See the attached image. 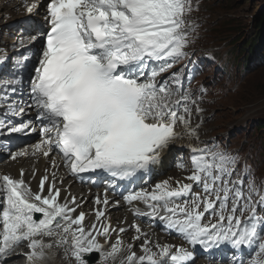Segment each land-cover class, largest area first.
Wrapping results in <instances>:
<instances>
[{"label": "snow or ice", "instance_id": "6c2138e0", "mask_svg": "<svg viewBox=\"0 0 264 264\" xmlns=\"http://www.w3.org/2000/svg\"><path fill=\"white\" fill-rule=\"evenodd\" d=\"M46 7V33L32 21L23 29L33 42L45 37L32 68L29 102L11 101L9 88L2 90L0 137L11 143L12 134L39 131L31 154L47 159L58 152L73 176L100 170L114 180L144 181L161 163V153L182 139L178 127L197 135L191 128L195 101L183 87L195 74L185 65L158 79L189 58L192 0H50ZM26 109L35 111L34 120L23 119ZM189 148L190 166L183 158L175 162L177 170L189 173L183 179L169 177L151 190L126 188L121 195L135 217H147L152 227L158 220L193 251L153 242L136 222L130 226L133 243L125 245L121 234L128 229L113 227L106 216L107 193L93 201L95 220L87 225L86 213L73 215L80 207L75 197L61 202L55 172L52 180L45 174L34 193L21 170L19 179L0 176V260L27 242V261L40 264L53 246L43 238L58 237L57 246L69 245L75 264H90L84 257L93 252L103 264H194L196 246L208 253L209 264H264V184H256L247 163L238 170V154L207 145ZM28 154L21 150L11 159ZM51 167H57L55 160ZM113 233L116 239L109 243ZM135 241H142L141 255L133 251Z\"/></svg>", "mask_w": 264, "mask_h": 264}, {"label": "bare ground", "instance_id": "6f19581e", "mask_svg": "<svg viewBox=\"0 0 264 264\" xmlns=\"http://www.w3.org/2000/svg\"><path fill=\"white\" fill-rule=\"evenodd\" d=\"M32 4H37L38 7L35 8L34 11L30 14L27 12V7L31 6ZM44 4H45V0H0V91H2L4 88L7 87L9 88V91L7 93L8 95L12 94V91L10 90L11 88L9 87L12 77L9 73L10 70L7 67L8 61H10L11 57H13L15 53H18L20 51L21 40H23V46H29L31 49L37 50L39 46L38 39L40 37H38L33 42L23 32V29L26 27L25 22L27 21L34 22L36 28L41 30V32H43L46 29V26L44 25L45 17L43 16L44 11L42 7V5ZM7 35H11V38L8 39ZM3 38H6L7 40H4ZM36 54L37 52L29 55V59H31L30 65L32 67L36 63ZM8 98L9 100L12 101L11 97ZM5 108H6L5 103L3 101H0V113H3L5 111ZM221 111L224 115H227V112H224L225 108H222ZM25 117H26L25 120H28V117L26 115ZM10 119L15 122L20 118L10 117ZM182 133L186 134L184 133V131ZM12 135H13V139L11 143H9L6 137H0V159L5 157L4 160L0 161V176L10 175L13 178L19 179L20 172L21 170H23L24 172L23 178L25 180V183L29 185L32 192L35 193L39 191V180L45 174L48 175L49 180H52L53 179L52 173L55 172L56 185L61 189V196H60L61 202L65 197H68L69 199L71 197H75L77 203L80 204V207L77 208L76 213H73V215H77L79 212L83 211L84 213H86V219L84 223L90 225L95 220L94 209L97 207L93 203L94 200L90 201L89 198L90 192L93 193L94 198L99 196L97 194V190H91V186L89 185V180H87L91 172L79 174V177H82V179L78 178L77 176H73L68 171V169L63 166V161H59L55 159L53 155H51L49 158L46 159L39 153H37L36 155L31 154L34 144L38 143L40 138H37L35 142L23 145L21 148H18L16 147V145L22 142L20 140L21 136L17 138V134H12ZM35 136H37L36 132L31 133L30 135H23L22 137H30L32 139ZM189 139L187 137H184L181 141L177 142L176 144H190L191 142ZM21 150H26L29 153L28 156L18 157L15 160L11 159L12 154ZM8 155L9 157H7ZM172 158H174V155L164 156V161L162 163V168H161L162 170L158 168L156 171L158 173L163 172V175L160 173V175L155 178L154 183L158 181L166 180L169 177H172L175 180L183 175L184 172H180L179 170L168 168V165ZM52 160L56 161L57 164L56 168L51 167ZM33 173H35V175H33ZM161 175L162 177H160ZM61 181L63 182L61 183ZM47 186L48 185L46 184L45 187ZM87 190L89 194H87ZM107 197L110 198L111 196L108 195ZM114 203H115L114 200H111L109 202V206L106 210V216L108 217V221L111 223L113 227H116L117 229L119 227H124L128 229V231L121 234V239L123 240L125 245L129 243H133L132 237L136 235V233L134 232V230L130 228V226L131 224H133V222H136L137 224H139L142 231L148 234L149 238L153 242H158L160 244L172 243L171 245H176V246L183 245L184 247L189 248L190 251H193V249L189 245L184 243L182 240L178 238L176 239V236L174 234L171 235L172 236V240H171L166 236L159 234L158 230L146 226L144 223L140 222L143 220L145 222L148 218L135 217L128 210L129 208L128 205L124 204L123 207H125L126 205V208L123 207L120 208L121 205L119 204L118 206L119 208H117L113 206ZM100 207L103 206L101 205ZM138 207H140L142 210H146L144 209L143 205H138ZM128 236L130 238V241H127L126 239ZM50 239L55 244L56 243L55 240L58 239V237H53ZM98 239H100L101 243H104L103 238L98 237ZM115 239H116V234L113 233L112 240L109 243L114 242ZM140 243L139 241H135L133 244V251H135L137 255L142 254L139 248ZM134 248H138V249H134ZM63 249H66V245H63ZM199 251L202 250L199 248V246H196V248L194 249L195 254ZM17 253H18V248H15V250L11 253L12 257H6L3 260H0V264L20 263ZM96 254L99 255V253ZM126 254H127L126 252L121 253V255H126ZM207 261L199 259L196 262V264H209V262ZM54 264H56V262ZM57 264H75V261L71 259L69 255H65L61 259V261H59V263ZM96 264H103L101 258L99 259V262Z\"/></svg>", "mask_w": 264, "mask_h": 264}, {"label": "rangeland", "instance_id": "374dc122", "mask_svg": "<svg viewBox=\"0 0 264 264\" xmlns=\"http://www.w3.org/2000/svg\"><path fill=\"white\" fill-rule=\"evenodd\" d=\"M201 1V22L206 28L201 32V45L219 53L228 71L229 68L232 69L228 75L219 79L217 76L220 70L215 72L214 78H211L212 72L207 76L209 78L202 73L196 77L201 76L203 84L211 86L215 91L216 101H220L219 105L215 101V108L208 113V120L212 125V130L209 128L208 132L228 137L236 149L254 157L258 172L264 179V149L261 146L264 142V132L256 133L255 127L260 121L264 123V65L253 63L248 71L243 70L241 57L240 68L237 72L234 71L238 62L234 59L235 53L246 45L244 41L253 38L255 30L251 28V23L256 13H261V10L264 12V0ZM7 37L11 38L10 35ZM210 69L212 71L213 68ZM222 108H225L227 115L222 113ZM32 139L36 140V137ZM123 208H126V205ZM126 239L130 241L129 236ZM203 258L205 257L202 255L195 256L194 264Z\"/></svg>", "mask_w": 264, "mask_h": 264}, {"label": "trees", "instance_id": "16d2710c", "mask_svg": "<svg viewBox=\"0 0 264 264\" xmlns=\"http://www.w3.org/2000/svg\"><path fill=\"white\" fill-rule=\"evenodd\" d=\"M257 23V24H255ZM255 24V27L256 28H260V32L258 33V42L260 44V47L259 48H256V49H261V48H264V14H260L258 15L255 20H254V23L253 25ZM250 49L254 50L253 48V45H250ZM251 50V54L256 58L258 57L259 53L257 51H252ZM260 58H264V55L263 56H260ZM262 126V124H261Z\"/></svg>", "mask_w": 264, "mask_h": 264}]
</instances>
